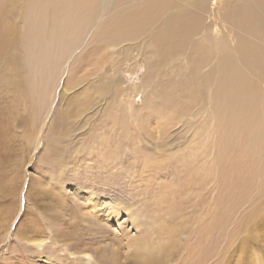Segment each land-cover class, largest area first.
Returning a JSON list of instances; mask_svg holds the SVG:
<instances>
[{"label": "rangeland", "instance_id": "374dc122", "mask_svg": "<svg viewBox=\"0 0 264 264\" xmlns=\"http://www.w3.org/2000/svg\"><path fill=\"white\" fill-rule=\"evenodd\" d=\"M124 1L120 10L140 13L143 0ZM98 2L94 25L66 34L59 0H0V264H143V245L156 242L167 264H264V157L240 171L220 164L210 135L187 156L196 109L161 118L153 96L171 89L173 71L154 75L138 52L125 56L132 42L93 49L114 12Z\"/></svg>", "mask_w": 264, "mask_h": 264}, {"label": "bare ground", "instance_id": "6f19581e", "mask_svg": "<svg viewBox=\"0 0 264 264\" xmlns=\"http://www.w3.org/2000/svg\"><path fill=\"white\" fill-rule=\"evenodd\" d=\"M98 1L59 0L57 19L60 24L63 23L66 34L83 28L87 30L94 25L93 16L97 9L94 4L100 3ZM122 1L107 0L114 9L113 14H119L115 18L117 20H114L112 14L105 22L97 34L96 43L92 45L93 49L99 43L102 46L108 45L107 51L117 43L132 42L124 46L125 56L138 52L142 61L152 67L154 75L170 67L174 83L169 91H155L152 108L157 103L163 105L161 118L168 112H186L192 106L196 109L194 117L201 130L197 134H191L190 139L188 137V147L206 139L208 135L215 139L218 137L222 144L218 148L220 150H217L219 157H215L218 163L228 162L239 171L244 166L250 167L253 160L264 157V0H217L216 8L208 0H143L138 7L140 13L137 9L120 10L125 4ZM1 24L2 20L0 38L3 40L9 31L3 33ZM77 34L74 37H79L80 41L81 33ZM134 58L128 57L127 60L133 61ZM176 68L181 72L179 79L175 74ZM150 76L146 72L142 79ZM146 84L141 82L138 86L144 98L149 95ZM183 101L184 104L181 105ZM165 125L166 122L163 121L160 127L165 128ZM157 147L163 152L170 151L173 146L170 143ZM211 147L209 144L203 146L201 158L205 162L209 161L207 157L210 154L213 155ZM186 153L187 156L192 153L190 147ZM234 155L241 159L238 164L230 163ZM184 157H181L179 164L185 167L184 177L190 180L194 170ZM261 162L259 166L263 177L264 160ZM144 163L145 160L140 170H143ZM193 179L197 183L208 181L205 175ZM263 190L264 187L261 188ZM119 207L113 205L108 213L119 212ZM124 211L128 213L126 208ZM142 240L147 242L146 239ZM141 250L143 264L168 263L162 259L163 250L157 242L150 246L144 244ZM199 263L204 264V261Z\"/></svg>", "mask_w": 264, "mask_h": 264}]
</instances>
